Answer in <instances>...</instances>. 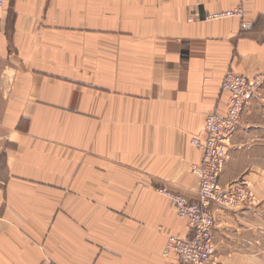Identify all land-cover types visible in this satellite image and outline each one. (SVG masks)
<instances>
[{"label":"crops","instance_id":"0c3cea01","mask_svg":"<svg viewBox=\"0 0 264 264\" xmlns=\"http://www.w3.org/2000/svg\"><path fill=\"white\" fill-rule=\"evenodd\" d=\"M5 0L0 8V264H173L189 233L158 187L196 199L193 135L228 107L226 71L264 73V0ZM232 140L207 264H264V88Z\"/></svg>","mask_w":264,"mask_h":264},{"label":"built area","instance_id":"2783aa9c","mask_svg":"<svg viewBox=\"0 0 264 264\" xmlns=\"http://www.w3.org/2000/svg\"><path fill=\"white\" fill-rule=\"evenodd\" d=\"M5 0H0V8ZM245 4L237 0L231 8L207 13L205 19L240 18L241 30H248L252 23L246 21ZM222 90L227 91L228 107L224 113L209 112L205 119L203 134L191 137V144L201 153V160L192 166V173L199 178L198 195L191 199L184 193L173 191L170 187H158L170 201L173 209L181 219H186L189 234L180 237L170 233L164 246V255L175 254L173 264H207L217 251L215 243V225L213 204L236 208L252 202L254 194L248 182L223 185L222 172L229 155L230 145L242 122L243 114L256 96L264 88V73L247 75L229 69L224 74ZM49 264V263H47Z\"/></svg>","mask_w":264,"mask_h":264}]
</instances>
